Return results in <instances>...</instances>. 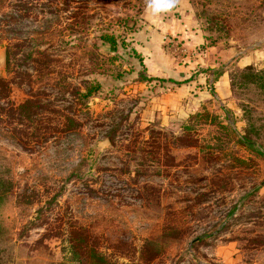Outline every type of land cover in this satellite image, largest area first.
<instances>
[{
  "label": "rangeland",
  "instance_id": "obj_1",
  "mask_svg": "<svg viewBox=\"0 0 264 264\" xmlns=\"http://www.w3.org/2000/svg\"><path fill=\"white\" fill-rule=\"evenodd\" d=\"M186 1L204 43L164 39L192 63L167 111L145 0H0L4 264H264V0Z\"/></svg>",
  "mask_w": 264,
  "mask_h": 264
},
{
  "label": "crops",
  "instance_id": "obj_2",
  "mask_svg": "<svg viewBox=\"0 0 264 264\" xmlns=\"http://www.w3.org/2000/svg\"><path fill=\"white\" fill-rule=\"evenodd\" d=\"M144 19L147 23L144 27L145 29H150L151 32L148 33L151 35V38L148 39L147 44L150 45L151 42L153 46H156L155 52L149 51L145 59V65L147 67V73L151 77L162 78V82H170L168 79L175 81L183 80L181 83H177L178 86L170 87L168 92L162 96L159 103H164L160 105L162 109L171 110L176 109L177 106L182 105V102L185 103V99H189L188 95V86H191L189 82H185L189 76V68L192 63H184L179 65V62L173 56H170L169 53L165 52L163 41L164 39L177 38L179 41H183V46L186 49H194L196 46H200L204 43L203 35L200 33L198 24L193 17V12L189 3L186 0H180L178 6L171 12L167 14H162L157 17L151 16L146 10L144 11ZM214 46L207 48L206 55L209 54V50L214 49ZM230 55L228 50H222L220 52L221 57L223 55ZM232 54V53H231ZM208 58V56H206ZM217 58V57H215ZM223 58V57H222ZM243 57H240L237 60V64H240ZM246 64L252 62L253 55L247 57ZM199 62V60H196ZM188 73V75H187ZM192 82V81H190ZM188 83V85H187ZM176 84V83H174ZM228 83L225 80V76H222L218 82L219 93L224 95L227 94ZM183 96L185 97L183 99ZM191 100V99H190Z\"/></svg>",
  "mask_w": 264,
  "mask_h": 264
},
{
  "label": "trees",
  "instance_id": "obj_3",
  "mask_svg": "<svg viewBox=\"0 0 264 264\" xmlns=\"http://www.w3.org/2000/svg\"><path fill=\"white\" fill-rule=\"evenodd\" d=\"M105 43H108L110 45L116 46V41L110 37V36H104L102 39ZM247 73L245 74L246 77H249L251 80L250 82H257V81H261L262 82V87L264 88V69H262L261 71H253L251 66H247L246 67ZM160 80H163L162 78H158ZM171 82L174 83H178L175 82V80L172 79H168ZM242 141L246 144L252 143V141L250 140V138H248V136L245 135V137L242 139ZM11 188V183L4 181L3 179L0 180V204L2 205V203L4 202L5 196L8 194V192L10 191ZM76 248L78 246H75ZM81 247V246H80ZM73 257H70V261L71 264H75V262H77L78 264H85L84 261L81 259V257H79L78 252L73 250L72 252ZM88 259H90L89 262H93L94 264H107V262L105 261L104 256H102L101 254H99L95 249L93 248H88ZM0 264H4V260L2 258V255L0 257ZM92 264V263H90Z\"/></svg>",
  "mask_w": 264,
  "mask_h": 264
},
{
  "label": "clouds",
  "instance_id": "obj_4",
  "mask_svg": "<svg viewBox=\"0 0 264 264\" xmlns=\"http://www.w3.org/2000/svg\"><path fill=\"white\" fill-rule=\"evenodd\" d=\"M179 3L180 0H145L146 12L157 17L173 11Z\"/></svg>",
  "mask_w": 264,
  "mask_h": 264
}]
</instances>
